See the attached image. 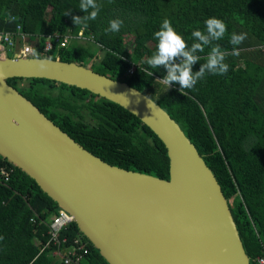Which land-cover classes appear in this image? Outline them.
Wrapping results in <instances>:
<instances>
[{
    "label": "trees",
    "instance_id": "trees-1",
    "mask_svg": "<svg viewBox=\"0 0 264 264\" xmlns=\"http://www.w3.org/2000/svg\"><path fill=\"white\" fill-rule=\"evenodd\" d=\"M80 2L0 0V32L20 25L30 34L83 31L93 36L85 44L70 43L48 52L39 45L35 55L84 65L94 61L89 65L92 69L128 82L167 110L213 170L229 200L250 262L257 264L264 252V0H97L102 5L97 19L77 26L73 17L86 15L79 9ZM212 17L228 26L225 38L214 43L226 51L229 71L207 74L193 89L183 90V95L178 83L170 87L163 83L167 74L163 66L151 69L146 64L156 50L154 33L168 18L190 45L192 31L203 30L204 22ZM116 18L124 21L121 30L106 33L109 21ZM233 32L247 34L237 46L239 55H232L229 40ZM208 51L199 53L201 61L193 66L194 72ZM12 56L11 52L8 57ZM131 67L134 72L129 74ZM7 81L106 162L170 178L163 141L120 104L48 78L12 77ZM61 209L34 178L0 155V264H63V257L55 251L72 246L78 237L87 242L88 251L77 248L80 260L70 264H110L75 221L61 231L60 244L50 240V223Z\"/></svg>",
    "mask_w": 264,
    "mask_h": 264
},
{
    "label": "water",
    "instance_id": "water-1",
    "mask_svg": "<svg viewBox=\"0 0 264 264\" xmlns=\"http://www.w3.org/2000/svg\"><path fill=\"white\" fill-rule=\"evenodd\" d=\"M41 77L88 89L165 144L170 178L106 162L8 83ZM0 155L24 170L110 264H251L229 200L180 124L128 82L74 61L0 57Z\"/></svg>",
    "mask_w": 264,
    "mask_h": 264
},
{
    "label": "clouds",
    "instance_id": "clouds-1",
    "mask_svg": "<svg viewBox=\"0 0 264 264\" xmlns=\"http://www.w3.org/2000/svg\"><path fill=\"white\" fill-rule=\"evenodd\" d=\"M102 5L97 0H81L79 9L86 13L83 17H73L74 23L78 26L87 24L90 20H96ZM65 12L64 15H68ZM124 21L120 18L109 21L106 33H118ZM203 30H194L191 33L192 43L189 45L187 39L179 33L173 26L170 19L165 18L160 25V29L154 33L157 41L156 50L146 64L151 69H159L161 66L166 69L167 74L162 79L168 87L173 82L181 86V93L184 95L185 89H193L194 86L204 79L207 74L226 75L229 71V64L226 63V51L222 50L218 42L225 38L228 33V26L225 21L219 18H208ZM247 39L246 33L237 34L233 32L229 43L233 46L232 55H239V48ZM208 48L205 62L202 63L199 71H193V66L201 61L199 53H204ZM179 61V62H178Z\"/></svg>",
    "mask_w": 264,
    "mask_h": 264
},
{
    "label": "built area",
    "instance_id": "built-area-1",
    "mask_svg": "<svg viewBox=\"0 0 264 264\" xmlns=\"http://www.w3.org/2000/svg\"><path fill=\"white\" fill-rule=\"evenodd\" d=\"M44 38V42L40 40ZM72 40L84 42L86 40H94L93 36H87L83 31L74 35L70 32L61 34L59 32L50 33L47 35L30 34L22 30L19 25L17 29L11 31H1L0 32V51H12L13 54H20L23 56H37L35 55V48L42 45L43 50L48 52L54 47H67ZM33 43V44H32ZM2 56H6L5 52H2ZM134 72V67L128 70L129 74ZM34 220V219H33ZM74 221V216L71 215L64 209H61L58 215H56L50 223L49 234L50 240L54 241L56 244H60L61 240L59 235L63 229H67L69 224ZM66 239H63L65 242ZM49 245V242L47 243ZM46 245V246H47ZM77 248L84 249L87 253V242L84 241L82 237H78L74 240V244L70 247H63L55 251V254H59L63 257V264H70L72 262H78L80 260L79 255H77ZM257 264H264V252L257 258Z\"/></svg>",
    "mask_w": 264,
    "mask_h": 264
},
{
    "label": "rangeland",
    "instance_id": "rangeland-1",
    "mask_svg": "<svg viewBox=\"0 0 264 264\" xmlns=\"http://www.w3.org/2000/svg\"><path fill=\"white\" fill-rule=\"evenodd\" d=\"M127 37H129V36H127ZM88 41H85V42H81V41H79V42H77V41H75V40H72L71 41V43L73 44V45H77V44H85V43H87ZM33 44V43H32ZM2 52H5V54H6V56H8V55H11V52L12 51H6V50H1L0 51V53H2ZM103 54V52H101L100 51V55H102ZM2 55L3 54H0V57H2ZM14 55V54H13ZM92 62H94V61H91L90 63H88V65H92Z\"/></svg>",
    "mask_w": 264,
    "mask_h": 264
}]
</instances>
